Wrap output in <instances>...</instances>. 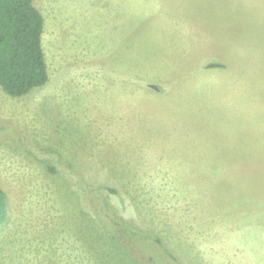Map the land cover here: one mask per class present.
<instances>
[{
    "label": "rangeland",
    "instance_id": "obj_1",
    "mask_svg": "<svg viewBox=\"0 0 264 264\" xmlns=\"http://www.w3.org/2000/svg\"><path fill=\"white\" fill-rule=\"evenodd\" d=\"M33 2L49 75L0 86V264H264V0Z\"/></svg>",
    "mask_w": 264,
    "mask_h": 264
},
{
    "label": "trees",
    "instance_id": "obj_2",
    "mask_svg": "<svg viewBox=\"0 0 264 264\" xmlns=\"http://www.w3.org/2000/svg\"><path fill=\"white\" fill-rule=\"evenodd\" d=\"M33 1L0 0V86L11 96L26 94L48 81V67L41 43L45 19ZM6 202V192L0 187V224L7 217ZM109 208L102 207L104 211ZM93 215L97 216V213L93 211ZM98 221L122 234L123 229L132 230V233L138 231L148 238L146 234L149 232L132 227L120 216L106 213L104 221L101 216H98Z\"/></svg>",
    "mask_w": 264,
    "mask_h": 264
}]
</instances>
